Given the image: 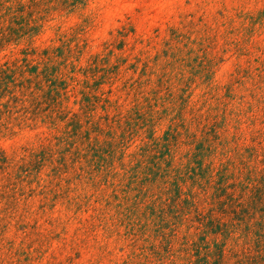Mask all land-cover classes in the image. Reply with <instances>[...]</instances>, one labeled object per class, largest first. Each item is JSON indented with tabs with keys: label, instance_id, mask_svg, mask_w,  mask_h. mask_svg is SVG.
Listing matches in <instances>:
<instances>
[{
	"label": "rangeland",
	"instance_id": "obj_1",
	"mask_svg": "<svg viewBox=\"0 0 264 264\" xmlns=\"http://www.w3.org/2000/svg\"><path fill=\"white\" fill-rule=\"evenodd\" d=\"M262 224L264 0H0V264H194Z\"/></svg>",
	"mask_w": 264,
	"mask_h": 264
},
{
	"label": "trees",
	"instance_id": "obj_2",
	"mask_svg": "<svg viewBox=\"0 0 264 264\" xmlns=\"http://www.w3.org/2000/svg\"><path fill=\"white\" fill-rule=\"evenodd\" d=\"M249 210V209H248ZM238 217V211H234ZM248 211H242V218L237 225L238 229L242 226L245 221V216L247 215ZM205 219L208 220V216H205ZM205 225V233L208 232H222L225 239H229L230 230L227 228L222 229L220 225L215 226L214 221L208 220ZM263 225V224H262ZM250 237H253L257 241L256 245V252L252 253V251L247 252H240L234 250H225L219 244H216L215 250H211L210 244H203L205 246V251L202 250V245L197 244L196 253L194 254L197 259L193 262L194 264H264V243L262 248L261 243L264 242V225L262 227L254 229L252 226L247 225L246 228L241 230L240 235L238 236V241L240 240H247ZM204 241V238H202ZM216 258L214 263H212L211 258ZM238 258V259H237ZM235 259L234 263H231V260Z\"/></svg>",
	"mask_w": 264,
	"mask_h": 264
}]
</instances>
